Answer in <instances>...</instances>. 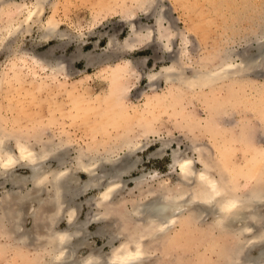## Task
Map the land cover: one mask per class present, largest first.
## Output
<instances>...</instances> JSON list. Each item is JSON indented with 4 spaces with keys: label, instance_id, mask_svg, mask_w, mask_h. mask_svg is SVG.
I'll return each instance as SVG.
<instances>
[{
    "label": "rangeland",
    "instance_id": "obj_1",
    "mask_svg": "<svg viewBox=\"0 0 264 264\" xmlns=\"http://www.w3.org/2000/svg\"><path fill=\"white\" fill-rule=\"evenodd\" d=\"M32 1L14 0L17 5H25L26 3L28 6L32 5ZM121 1L48 0L43 9H41L39 17H36L38 20L34 22L35 24H31V29L27 28L30 30H26L25 28L17 32L14 36L15 38H11L13 39L11 43L10 41H6L7 43L5 41L0 42V44L2 43L0 45V135L12 133V137H7L11 138L10 140L8 139V143L14 144L16 138H24L34 143L33 146L38 150L43 142L55 144L58 152L59 150L63 151L59 159L63 158V161H67L66 166L70 167L80 150L92 151L98 148L96 145L97 141L106 142V144L100 145L96 149L100 153L91 152L92 156L95 154H99V156L100 154H105L102 151L107 149L110 144L117 143L115 142V137L111 136L129 131V134L133 137L132 139H134L136 144L134 150H130L129 148L127 150V147H124L123 150L117 151L119 155L115 153L114 158L116 162L114 165H105L106 167H103L108 171L113 166L125 168L134 163L136 165L132 171L125 173L122 178L123 188L121 187V190L118 191L119 193L116 192L117 194L114 196L115 201L118 202L112 205L117 206L118 209L121 207L120 210L116 208L118 211L117 216L115 215L116 211H111V215L109 216L112 218H108L109 220L106 222L94 219L96 213L102 210V208H98L95 205V199L91 200L99 192V189L95 188L80 193L70 203L66 204V207L76 206L78 209L75 211L74 217L76 219L71 229L79 227L78 229L81 230L82 234L80 233L77 237H82L90 243H95L94 245L97 248L103 250V255L108 254L110 251L111 246L107 245L110 236L114 237V243H119L120 237L118 232L121 230V226L124 227L123 220L119 217V211L122 213V206H125L123 204L125 201L123 203L120 201L123 196L129 199L133 198V195H135L134 198L142 197L144 210L149 206L145 201L146 199L143 202V198L149 193V189L154 191L159 189L160 192L164 190L160 188L159 182L153 179H164L166 180V185L179 181L177 172L175 170L173 172V169L170 167V164L173 163L172 153L174 149L186 150L190 155L197 158L196 166L202 169L203 164L198 159L199 153L195 149V146H199L203 156H205L208 162H211L210 164L215 165L217 163L216 165L219 167L218 163H220L224 167L222 170L224 173H228V170L230 172L231 169L234 170L237 178L236 188L238 193L247 192L250 194L254 191H261L260 189L264 188V176H262L264 174V168H262L264 167V91H262L264 90V88L262 89L264 87V56L262 55L264 53V41H262L264 39V0H229V2L228 0H222L224 6H220L219 8L216 7L215 2L221 0H210L214 5L211 8L206 5V0H155L149 6L138 4L134 0ZM126 3L128 6H125ZM196 3L197 5L195 6ZM10 4L12 5H0V28L8 24L13 18L17 19L16 23H18L24 16V14L19 15V12L16 13V11L14 14L10 12L11 8L14 9V4ZM121 5L129 9L128 12L133 8L134 12H132L135 14H132V17L134 19L132 17L131 19L130 17L127 19L122 18L124 17L122 11L126 8L123 9ZM201 6L204 7L198 14V7ZM195 7L197 11H195ZM97 8L100 10L98 11L100 15L97 17L98 20L95 19L96 22H94L91 15L97 11L94 10ZM203 10L204 12H202ZM91 11L93 12L92 14ZM190 12L193 13L191 14ZM161 15L164 17L162 24L172 31L171 35L173 36H170L172 41L171 50L166 47V41L159 38L158 19ZM53 17L57 21V34L64 37L44 36L47 22ZM194 20L198 24L193 22ZM197 25L201 28L197 27ZM136 26L143 29L147 27L151 28L153 31L151 39L146 40V42L142 43L141 47L135 50L120 51L121 44L125 42V39ZM183 36L189 40V43L187 42L186 44V50H188L186 61L191 60L189 65L192 67L199 68L204 63L203 61H205L206 57L208 58L212 55L221 39L225 40L224 42H221V40L220 43L225 44L227 53L234 56L235 64H238L237 66L246 65L242 56L246 59L248 58V60L259 58L254 60L258 61V63H254L251 68L248 67L247 70L250 72V75L246 76L251 84V87H248L254 93V96L250 98L254 99L246 102L247 98H242V102L232 104L233 100L227 102L224 99L228 94L227 91L214 90V92H211L210 89H207L206 91H202L204 93L186 91L183 97L174 98L175 100H171L172 102L166 104L159 102V105L153 106V104L152 107L151 104L153 102L149 97H154L162 89L165 90L167 84L163 78L160 81L157 79L155 82L150 83L148 74L154 71L158 72L164 65H171L173 63L174 59H176L174 57H178L176 51L179 52L183 46ZM4 42L8 46V49ZM111 42L112 44H110ZM22 53L31 56L35 54L34 56L37 57L44 56L42 59L40 58V61L42 60L41 62H43L45 60L50 64L44 62L45 64L41 63L34 66L37 67L36 74L30 72L31 70L29 71L30 65L29 68L25 66L24 69L13 68L10 70V59L14 57L12 55L16 54V57L13 58L15 59L13 60L14 62L19 63L20 60L21 63V59L17 57V54H21L19 56L23 58L24 55ZM86 54H90L91 57L96 56L97 58L93 63L88 64L85 58ZM110 54L114 56L109 60L104 62L99 61L110 56ZM121 56L130 58L134 61L135 65L138 64L136 68L139 76L137 75L130 80L131 87L124 92V98L121 102L117 103V95L111 93L112 85L115 81H111V76L106 71ZM196 63L197 65H195ZM43 65L48 68H44ZM58 65L64 67L63 72L61 71L60 73V71L55 69ZM52 68H54L55 72ZM105 72L106 74H104ZM189 73L191 74L192 72L190 71ZM259 88H261L260 93L258 91ZM179 99L180 102H178ZM214 100L221 101V103L218 104L217 108L211 110L209 107H211L212 103L210 104L209 102H214ZM209 114L211 117H209ZM215 125L217 128L214 127ZM3 129H6L7 133ZM129 134L127 133V135ZM104 135L106 138H103ZM121 137H124V134ZM121 137L120 139L122 140ZM164 143L169 144L166 147L163 146ZM90 145L93 147L88 149ZM216 154H218L219 158L216 157ZM55 156L48 158L47 161L49 163L47 164H53V167L58 166V163H61V159L59 162ZM236 161L242 163V168L248 171L246 172L247 174H243L239 170L240 168H233L237 166L234 163ZM124 162L128 163L125 165ZM226 162L227 164H225ZM103 168L101 167L99 172H102ZM18 172L25 175L31 173L27 168H19L17 169ZM213 173L219 177V172L216 169H213ZM139 178H143L144 181H150L149 185L146 184L143 187V194L139 191L138 187H135L138 180H140ZM260 178L263 179V185L261 186L257 185L258 183L261 184L258 181ZM87 179L88 176L82 173L80 178L82 183L80 184L82 185ZM0 181L3 183V180ZM254 183H257V187L253 186ZM28 186L29 188H33L32 183ZM252 187L253 190H251ZM16 189L18 188L7 182L0 184V214H4L6 211L7 213L5 214H8L10 212L9 209L17 211V208L20 209L21 214L19 215H22V218L20 219L19 216L16 218V221L14 218L11 219L13 223L15 221L14 228V224L10 223L11 221L8 222V219H5L4 222L3 217L2 222L5 224L3 227H6V229L20 227L19 231L29 229L30 240L26 243L27 247L25 246L26 244L23 245V252H27L28 257H32L36 249H38L40 254L43 255L46 253L42 251L45 241L39 239V234L40 232L41 234L42 232L45 234L49 230L46 224L50 222H46L45 224L43 221L48 217V213L50 215L55 211L46 202L40 201L41 197L39 196L40 199L38 196L36 197L37 193H34L33 190L31 192L34 194H31L26 199L27 203H25V200L23 201L24 205L21 202L17 203V197L15 198L12 194L14 201L11 199V195L3 198L7 194V191L12 193ZM47 195L49 193L44 192L41 196L47 199ZM7 198H10V200ZM12 203L15 204L12 206ZM127 205L132 208L131 201ZM18 206L21 207L18 208ZM258 207V211L264 213V203L259 204ZM210 208L209 206L208 215L205 213L200 218V221L192 222L196 225L197 229L187 234L188 237L186 235L182 243L174 242L170 236L182 229L180 219L174 229L172 228L169 231L170 234L166 233V236L158 237L151 241L150 252L143 264H234L236 260L237 262L239 260H249L253 264L264 262V242H259L261 243L260 245L257 243L256 246H251V248L249 245V249L246 248L243 251L244 254H240L241 257L240 255L239 257L235 255L234 244L236 242H232V237L228 236L227 242V236L223 237L217 229L213 231L211 227L213 216ZM146 213L147 210H144V217ZM65 217H61L56 226L57 229L69 228V224H67L68 220ZM38 218L42 221H38ZM242 222L238 220V226ZM252 222L255 224V230L260 231V229L264 228V220L260 223L255 222V220H252ZM130 224L134 223L131 221ZM43 225H46V227ZM132 227L130 225L129 230ZM4 228L3 232L1 229L2 233H0V264H9L10 260L13 261L14 259L12 245L14 242L15 244H20V241L18 243V241L14 240V233L11 235L6 234L8 236L6 237ZM104 229L106 231L108 229V231L106 232ZM217 234L221 238L217 237L215 239ZM112 237L110 238L112 239ZM241 239V242H243L244 238L242 237ZM91 250L92 248L89 245H84L79 250L77 257H84ZM261 257L262 259H260ZM17 261H19L18 258Z\"/></svg>",
    "mask_w": 264,
    "mask_h": 264
},
{
    "label": "bare ground",
    "instance_id": "obj_2",
    "mask_svg": "<svg viewBox=\"0 0 264 264\" xmlns=\"http://www.w3.org/2000/svg\"><path fill=\"white\" fill-rule=\"evenodd\" d=\"M46 1H48V0H33L31 3L32 5L28 6V4H26V3H25V5H23L21 3H20L21 5H17L14 2V0H1L0 5L5 4L6 6H9V5H12L10 3L14 4L13 7L15 10L10 7L11 8L10 12H13V14H14V12L16 11V13L19 12V15L24 14V16L21 19V21H18V23H16L17 19L13 18L8 22V24H6L5 26H2L0 28V42H3V41L9 42L10 41V43H11V40H13L11 38H13L17 32L22 31L25 28H26V30H30L31 24H33L34 22H36L38 20V18H36V17H39V13H40L41 9H43V7L45 6ZM134 1H136L138 4H141L144 6L145 5L149 6L155 0H134ZM228 2H229V0H228ZM205 3L210 8L214 6L210 0H206ZM234 3H236V2H234ZM215 4H216L217 8H219L220 6H224V2H222V0L215 2ZM183 5H185V4H183ZM196 5H197V3L195 4V6ZM206 5H204V6H206ZM121 6H123V5H121ZM125 6H128L127 3L125 4ZM204 6L198 7V14H199V11H201ZM234 6H236V5H234ZM102 7H104V6H102ZM125 8L123 6V9H125ZM229 8H231V7H229ZM94 10H97V11H95V13L91 16H92V21L96 22L95 19L98 20L97 17L100 15L99 14L100 12H98V11H100V10L98 8L94 9ZM128 10L129 9H127V8L123 11L121 10L122 14L124 15V17H122L123 19H127L129 17L131 19L132 14L133 15L135 14V13H133L134 12L133 8H131L129 12H128ZM195 11H197L196 7H195ZM202 12H204V10ZM92 13L93 12L91 11V14ZM213 15H214V13H213ZM191 17H193V16H191ZM132 18L134 19V17H132ZM162 19H164V17L161 15L158 19V23H159L158 24L159 25L158 30H159V34H160L159 38L164 39L166 41V47L171 50L170 46H172L171 45L172 41L170 39V36H173V35H171L172 31L169 28H166L162 24ZM193 19H195V18L193 17ZM193 22L198 24V22H196L195 20ZM56 23H57V21H55L54 17L48 20L47 26H46V32H44L45 37L59 36V34H57L58 28H56V25H57ZM28 27L30 29H27ZM197 27L201 28L198 25H197ZM206 32H208V31H206ZM174 34H175V32H174ZM152 35H153V31L151 28L147 27L146 29H143V28H138L136 26L132 29L129 36L125 39V42L123 44H121V47L119 48V50L120 51L122 50L123 52H124V50H131V51L133 49L135 50L136 48L141 47L142 43L146 42V40H148L149 38L151 39ZM182 35H184V34H182ZM62 36L63 35H61L59 37H62ZM188 41L189 40L187 38H184V36H183V46L181 47V50L179 52L176 51L178 53V55H177L178 57L173 56L176 59H174V61L171 65H164L160 71H158V72L154 71V72H150L148 74V79L150 80V83L155 82V80H157V79H159V81H160V79L163 78V80L167 84V88H165V90L162 89L161 92H157L154 97H149V99L153 102L151 104V106L153 104H154L153 106H156V104L159 105L158 104L159 102H161L162 104L172 102L173 100H175L174 98L185 96L186 91L191 92V93H204L202 91H206L207 89H210L211 92H214V90L222 91V92L227 91L228 94L226 93L227 95L225 96L224 99L227 102H230L231 100H233L232 104L242 102V98H247L246 102H249V100L254 99V98H250L251 96H254L253 95L254 93L251 91L252 89H250L248 87V86L251 87V84H250V81L247 79L248 77H246V76L250 75V72H248V70H247L248 67L251 68L254 63H258V61L256 62L254 60H257L259 58L251 59L250 56H248L251 59V60H248V58L246 59L244 56H242L244 61L246 62V65L237 66L238 64H235L234 56L230 53H227V50L225 49V44H222V43H220V41L218 42V40H217L218 45H217L215 51L212 53V55L208 58L206 57L205 61H203L204 63L201 66H199V68H197L195 66L192 67L189 65L191 63V60L186 61V59H187L186 55H187V51H188V50H186L187 49L186 44ZM224 41L222 40L221 42H224ZM262 41H264V39ZM5 42H4V44H5ZM216 43H215V46H216ZM110 44H112V42ZM5 46H6V44H5ZM262 46H263V44H262ZM6 47L8 49V46H6ZM189 53H190V51H189ZM25 54L26 53L23 54L24 55L23 58H22V56H19L21 54H19V55L17 54V57H19L21 59V63L19 60L20 64L13 61V60H15L13 58L16 57L15 56L16 54L12 55V57L13 56L14 57L12 59H10V64H11L10 70H12L13 68H16V69H18V68L22 69L23 68L24 69L25 66H26V68H29V65H30L29 71L31 70L30 72L36 74L37 73V71H36L37 67H34V66L39 65L41 63L43 64L44 62H47L44 59H43L44 60L43 62H41L42 60L40 61V58L42 59L44 56L43 57H41V56L37 57V56H34L35 54L33 56H31L29 54H26V55ZM208 54H210V53H208ZM86 55H85V58L87 59L88 64L93 63V61L97 58L96 56L91 57L90 54H88L87 56ZM206 55H207V52H206ZM262 55L264 56V53H262ZM262 55H261V57H262ZM113 56L114 55L110 54V56H108L104 59H101L99 61H102V62L107 61L110 58H112ZM203 58H204V56H203ZM199 62H197V63L199 64ZM262 62H263V60H262ZM47 63L50 64L49 62H47ZM135 63H137V62H135ZM197 63L195 65H197ZM136 65L138 66V64H136ZM136 65L134 64V61L131 60L130 58L121 56L116 61H114V63H112L111 66L109 67V69L106 71L108 73V75L111 76V81H113V80L115 81V82L113 81L114 82L113 85L111 84L113 86V88L111 87L112 88L111 93H115L117 95V98H118L117 103L121 102V100L124 98V95H123L124 92L129 87H131V84L129 83V82H131L130 80L139 74L137 72V68H136L137 66ZM48 66H50V65H48ZM43 67H44V65H43ZM44 68L47 69L48 67L46 66ZM190 68H191V70H190ZM52 69L54 71V68H52ZM55 69H57V71H60V73H61V71L63 72L64 67L58 65L55 67ZM190 71L192 72L191 74L189 73ZM106 72L104 74H106ZM0 83H1V81H0ZM263 88L264 87H262V89ZM260 90H261V88L258 89L259 93H260ZM262 91H264V90H262ZM112 97H113V95H112ZM220 98H223V97H220ZM178 102H180V99ZM223 102H224V100H223ZM209 103L210 104L212 103L211 107L208 106L212 110L213 108L214 109L217 108L218 104H220L221 101L214 100V102L212 101ZM246 105H247V103H246ZM107 108H109V107H107ZM263 111H264V109H263ZM100 112H102V111H100ZM120 112H122V111H120ZM260 112H262V111H260ZM108 113H109V110H108ZM257 113H258V111H257ZM209 117H211L210 114H209ZM108 119H110V117H108ZM214 127L217 128L216 125ZM99 128H101V127H99ZM149 128H150V126H149ZM4 131H6V129ZM145 132H147V131H145ZM6 133H7V131H6ZM127 133L129 134V131L122 133V134H124V137H121L122 136L121 133L114 135V136H111V137H115V139H116L115 142H117V143L116 144H110V146L107 149L102 151V152H105V154H102V155L100 154V156H99V154H95L92 156L91 152L98 153L99 150H96V149H98L100 145L106 144V142L97 141L96 145L98 148H96L95 150H92V151L80 150L78 152L77 156L75 157V160H74L75 164L73 162H71L73 164L70 165V163L68 161V164L70 165V167L66 166L67 161H63L62 160L63 158L62 159L60 158L61 163H58V166H56V167H53L52 166L53 164H47V163H49L47 161V159L50 157H53L54 155H56L55 158H57L60 162L59 157L61 156V153L63 151L61 152L59 150V152H58V148L55 147V144L53 145V144L48 143V142H45V143L43 142V143H41V147L38 150V149H35V147L33 146L34 143H32L31 141L29 142V141L25 140L24 138L23 139L22 138H16V139L14 138L15 139L14 144L8 143V139L10 140L11 138H7V137H12V133L11 134L7 133L6 135H3L1 133L2 136L0 135V180H3V183L7 182V183H10V184H12L18 188L16 190H14L12 193L10 191L8 192L6 190L7 194L4 195L3 198H6L7 196L12 194L13 196H15V198L17 197L16 199L19 200V201L17 200V203L21 202L24 205L25 203H27L26 199L28 197H30L31 194L37 193L35 196L36 197L38 196L39 199L41 197L40 201H43V203L46 202L47 205L48 206L50 205V207H52L55 211L53 213L51 212L52 214H50V215L48 213V217L41 216L44 218L46 217V220L44 219L45 221H43L45 224H46V222H50V223L46 224L49 230L47 229L48 231L45 234L43 232H42V234H41V232L39 234V239H41V241H45L44 248L43 249L41 248V249H42V251L46 252L47 254L45 253V254L41 255L39 250L36 249L35 254H33L32 257H28V255L26 254L27 252H23V250H24L23 245H25L27 243V241L30 240V230L28 229L29 232H28V230H24V229L22 231H19L20 227H16V229H13L15 227L16 218H18L20 216L19 214H21L20 209L16 208L17 211L9 209V211H10L9 213L11 215L9 213H8L9 215L5 214V213H7L6 210H5L6 212L4 214H0V233L3 232V228H4L3 225H5L2 222L3 217H4V222H5V219H8L7 221L10 222L11 219L14 218V220H15L14 223L12 221L10 222V223L14 224V226L12 225L13 228L10 227V228H7L8 229L7 230L5 227L4 228V230H5L4 234L5 235L6 234L11 235L12 233H14V235H15L14 240L18 241V243L20 241V244H15V242H14V244L12 245V250L14 251V256H16V257L13 256L14 259H13V261L10 260V262L11 261L12 262L11 263L9 262V264H12V263L13 264H15V263L16 264H143V262L146 261V258L148 257V254L150 252L151 241H153L154 239H156L158 237L166 236V233L168 234L172 228L174 229L176 223L180 219L179 221L182 225V229L179 232L176 231V233H173L174 235H170V236L172 237V240H174V242H181L182 243V241L185 239V236L187 234L191 233L192 230L195 231L197 229L196 225H194V223H192V222L200 221V218H202L205 213L207 215L209 214V212H207L209 210L208 209L209 206L211 207L210 209H211V213L213 216V223L211 225L213 231L217 229L218 232H220L219 234L223 235V237L227 236V240H226L227 242H228V238H229L228 236L232 237V240H233L232 242H234V241L236 242L234 244L235 245L234 247L236 248V246H237V248L236 249L234 248V250H235V255H237L238 257L240 254H242V255L244 254L243 251H245V249L248 248L249 245H250L249 247L251 248V246H256L257 243H259V242H264V228L260 229V231L255 230V228H254L255 224L253 223L254 221L252 222V220H255V222L260 223L261 221L264 220V213L262 211L261 212L258 211L259 210L258 205L261 203H264V190H263L264 188L260 189L261 191H258V192L254 191L250 194H248L247 192L242 193V194L238 193L237 188H236L237 178L235 176L234 170L231 169L230 172L228 170V173H226V172L224 173V171H222L224 169V167H222V165L220 163H218L219 167H217V165H216L217 163L216 164L214 163L215 165L210 164L211 162H208L206 160V158H205V156H203V153H202L199 146H195V149L199 153L198 159L203 164L202 169H200L196 166L197 158L190 155L186 150L181 151L179 149L178 150L174 149V151L172 153L173 163L170 164V167H171V169H173V172H174V170L177 172V174L179 176V178H178L179 181L177 183H172V184L166 185L167 183H166V180H164V179H160V178L159 179H157V178L153 179L154 181L157 180L159 182V184H160L159 186L161 189H164L163 190L164 192L163 191L160 192L159 189L156 191L149 189V193H147V192H146L147 194L144 193L146 195L144 196L145 198H143V202L146 201L147 205L149 204V206L144 209V210H147L145 217L143 216L144 204L142 203V197L141 198L140 197L134 198L135 195H133V198H131V199H129L128 197H125V196L122 197L123 201L122 200H120V201L122 203L125 201L123 203V204H125V206L122 204L124 207L122 206V209H123L122 213L119 211V213H120L119 217H121V219L123 220L122 222H123L124 227L121 226L122 228H121V230H119V232H118L119 234L117 233L120 237L118 244L114 243V241H113L114 237L110 236V237H112V239L109 237V242L107 245H110L111 247H110V251L108 254L103 255L104 254V253L102 254L103 250L100 248H97V246L94 245L95 243L93 244V243L88 242L87 239L85 240L82 237H77L81 233V230L78 229L79 227L75 228V229L73 228L74 230L71 229V227H73L74 223H75L76 217H74V216H75V211L77 208H76V206L75 207H73V206L66 207V204L70 203L71 200L74 197L78 196L80 193L87 192V191L91 190L92 188L99 189L97 196L95 195L91 198V200H94V199L96 200L95 205H97L98 208H102V210L100 212L96 213V215L94 216L95 220H101V221L106 222L107 220H109L108 218H112L109 216V215H111L110 214L111 211H116L115 215L116 216L118 215L117 210H120L121 207L119 206L120 208L118 209L117 206L115 207L112 205V204L118 202V201H115L114 196L117 193H119L118 191L121 190L122 178L125 175V173L132 171L136 167V165L134 163V164L130 165L129 167L127 166L125 168H116L115 166H113L108 171H106L107 169H105L103 167H106L107 165H109V166L114 165L116 162L115 158H114L115 153L119 155V153H117V151L119 152L120 150H123L124 147H127V150H128V148L130 150H134V147L136 146L134 139H132L133 138L132 135H130V134L127 135ZM108 134H110V133H108ZM105 135H107V134H105ZM105 135L103 138H106ZM120 137L122 138V140L120 139ZM168 144L169 143H164L163 146L167 147ZM90 147H91V145L89 146L88 149H91L93 146L91 148ZM52 154H54V155L52 156ZM216 155H217L216 157H218V154H216ZM223 159H225V158H223ZM129 162H130V160H129ZM227 162L225 164H227ZM127 163H125V165ZM234 163H236L237 166L233 167V168H240L239 170H241L243 174L248 172V171L244 170V168H242V163L240 161H236ZM101 167L103 168V170H102V172H99V169ZM19 168H27L30 170L31 173L28 175H25V174L19 173V172L17 173V169H19ZM262 168H264V167H262ZM213 169H216L217 172H219L218 173L219 177H217L213 173ZM237 170H236V172H237ZM82 173L86 174L88 176V179H87V181H85L81 185L80 183H82V182H81L80 178H81ZM262 176H264V174H262ZM258 181L261 182V184L256 183L257 185H260V186L263 185V183H262L263 179L262 178H260V180H258ZM3 183L0 181V184H3ZM31 183L33 184V188H29V186H28ZM146 184L149 185L150 181H148V180L144 181V179L142 178V179L138 180L135 187L136 188L138 187L140 189L139 191H141V193L143 194V192H144L143 187ZM256 184L254 183L253 186L257 187ZM25 187H27V189H25ZM12 188H13V186H12ZM32 190L34 191V193L31 192ZM251 190H253V187L251 188ZM131 191H133V190L131 189ZM44 192L49 193V195H47L48 196L47 199H44L41 196ZM12 195H11V197H12L11 199H13ZM7 199L10 200V198H7ZM16 199H15V203H16ZM24 200L26 201L25 203H23ZM88 200H90V199H88ZM13 201H14V199H13ZM130 201H131L132 208H130L129 205H127ZM15 203H12V206ZM119 204L121 205V203H119ZM21 206H18V208ZM112 207H114V208H112ZM116 208H117V210H116ZM43 209H41V210H43ZM248 210H250V211H248ZM112 214L114 216L113 212H112ZM21 216H20V219L22 218ZM65 216H67V217H65ZM61 217L67 218V220H68L67 224H69L68 225L69 228L57 229L56 226L59 223V221L61 220ZM40 220L38 218V221H40ZM47 220H49V221H47ZM238 220L243 221L240 224V226H238V223H237ZM115 221H114V223H115ZM131 221L134 224H130ZM127 223H128V225H127ZM77 224H79V223H77ZM77 224H76V226H78ZM129 224L131 225V227L133 225V227L130 230H129V226H130ZM40 225H41V223H40ZM46 225H43V226L46 227ZM259 225H262V224H259ZM9 226H7V227H9ZM1 229H2V232H1ZM41 229H44V228H41ZM118 229H117V231H118ZM107 231H108V229H107ZM100 232H101V230H100ZM96 233H98V232H96ZM86 234H87V232H86ZM219 234H217L215 239H217V237H220V236H218ZM7 235H6V237H8ZM109 235H113V234H109ZM241 236L244 238L243 242H241V240H242ZM187 237H188V235H187ZM16 239H18V240H16ZM260 244L261 243H259V245ZM84 245H89L92 248V250L86 256L79 258V257H77V254H78L79 250ZM231 245H232V243H231ZM25 246L27 247V244ZM28 247H29V245H28ZM260 249H262V248L260 247ZM20 250H22V251H20ZM261 251H263V250H261ZM245 255H246V253H245ZM259 255H260V253H259ZM255 256H254V258H255ZM240 257H241V255H240ZM257 257L259 258V256H257ZM17 258L19 259L20 262L17 261ZM103 258H106V259H103ZM250 259H253V258H250ZM260 259H262V257ZM235 260H236V258H235ZM262 262L261 263L259 262L258 264H263L264 262L263 263ZM234 264H253V263H251V261H249V260L248 261H245V260L240 261L239 260L238 262L236 260L234 262Z\"/></svg>",
    "mask_w": 264,
    "mask_h": 264
}]
</instances>
